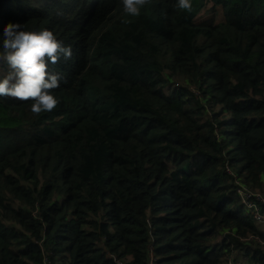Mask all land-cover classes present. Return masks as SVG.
<instances>
[{
	"label": "trees",
	"instance_id": "obj_1",
	"mask_svg": "<svg viewBox=\"0 0 264 264\" xmlns=\"http://www.w3.org/2000/svg\"><path fill=\"white\" fill-rule=\"evenodd\" d=\"M8 21L72 56L50 66L52 110L0 97V264H264L238 193L264 195V0H146L135 17L0 0Z\"/></svg>",
	"mask_w": 264,
	"mask_h": 264
},
{
	"label": "clouds",
	"instance_id": "obj_2",
	"mask_svg": "<svg viewBox=\"0 0 264 264\" xmlns=\"http://www.w3.org/2000/svg\"><path fill=\"white\" fill-rule=\"evenodd\" d=\"M120 3L124 14L135 17L146 0H120ZM176 6L190 11L192 0H176ZM71 56V46L65 45L49 28L28 29L19 22L8 21L0 29V61L7 68L0 75V97L30 100L33 114L52 110L59 102L52 90L60 86L63 78L50 66Z\"/></svg>",
	"mask_w": 264,
	"mask_h": 264
},
{
	"label": "built area",
	"instance_id": "obj_3",
	"mask_svg": "<svg viewBox=\"0 0 264 264\" xmlns=\"http://www.w3.org/2000/svg\"><path fill=\"white\" fill-rule=\"evenodd\" d=\"M238 193L241 199V202L252 212L253 218L260 223L264 224V195L258 191H254L250 189L246 185H242L238 189ZM153 260L150 261V264H153L155 259L152 257ZM119 261L118 259H116ZM116 261V263H117ZM120 264H123L119 261ZM228 264H242L241 261L237 260L236 258H231L228 261Z\"/></svg>",
	"mask_w": 264,
	"mask_h": 264
},
{
	"label": "rangeland",
	"instance_id": "obj_4",
	"mask_svg": "<svg viewBox=\"0 0 264 264\" xmlns=\"http://www.w3.org/2000/svg\"><path fill=\"white\" fill-rule=\"evenodd\" d=\"M201 14H204V11H203ZM173 78H174V77H173ZM174 79H175V78H174ZM177 81H179V84H180V85L182 84V80L178 79ZM263 225H264V224H263ZM220 238H221V236H218L216 240H219ZM237 260L241 261L242 264H251V263L249 262V260H248L247 258H245V257H241V258H239V259H237ZM116 261H117V260H116ZM117 264H120V262L117 261Z\"/></svg>",
	"mask_w": 264,
	"mask_h": 264
}]
</instances>
